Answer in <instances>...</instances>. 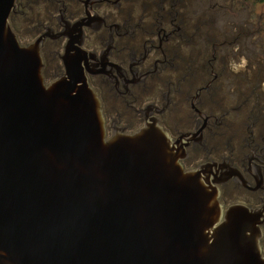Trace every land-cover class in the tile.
Segmentation results:
<instances>
[{
    "label": "water",
    "instance_id": "obj_1",
    "mask_svg": "<svg viewBox=\"0 0 264 264\" xmlns=\"http://www.w3.org/2000/svg\"><path fill=\"white\" fill-rule=\"evenodd\" d=\"M15 2L0 0V264H264L258 213L224 215L160 127L106 139L82 71L45 84Z\"/></svg>",
    "mask_w": 264,
    "mask_h": 264
},
{
    "label": "flooded vegetation",
    "instance_id": "obj_2",
    "mask_svg": "<svg viewBox=\"0 0 264 264\" xmlns=\"http://www.w3.org/2000/svg\"><path fill=\"white\" fill-rule=\"evenodd\" d=\"M10 21L21 45L41 40L47 86L69 66L87 77L106 139L160 127L184 171L205 168L224 215L233 205L257 212L264 256V29L252 9L239 0H16Z\"/></svg>",
    "mask_w": 264,
    "mask_h": 264
},
{
    "label": "rangeland",
    "instance_id": "obj_3",
    "mask_svg": "<svg viewBox=\"0 0 264 264\" xmlns=\"http://www.w3.org/2000/svg\"><path fill=\"white\" fill-rule=\"evenodd\" d=\"M239 2L242 5H246L248 11L251 9L253 10L257 29H264V0H239ZM258 40L264 42V34L261 36V34L258 33Z\"/></svg>",
    "mask_w": 264,
    "mask_h": 264
}]
</instances>
